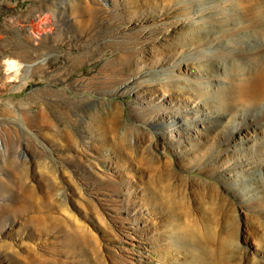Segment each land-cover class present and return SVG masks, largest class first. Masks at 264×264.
Wrapping results in <instances>:
<instances>
[{"label":"rangeland","instance_id":"374dc122","mask_svg":"<svg viewBox=\"0 0 264 264\" xmlns=\"http://www.w3.org/2000/svg\"><path fill=\"white\" fill-rule=\"evenodd\" d=\"M228 3L0 0V264H264V35Z\"/></svg>","mask_w":264,"mask_h":264},{"label":"bare ground","instance_id":"6f19581e","mask_svg":"<svg viewBox=\"0 0 264 264\" xmlns=\"http://www.w3.org/2000/svg\"><path fill=\"white\" fill-rule=\"evenodd\" d=\"M224 1L226 4H229L228 2L231 3V5H229V6L232 8V12H231L232 17L230 16V18L235 20L237 23L253 24L252 21L254 22V19L257 20V22H259V25L261 28H259L258 31H255V29L253 30V27H252V29L246 30L247 32H249V34H250L249 36L256 37L257 35H260V34L264 35V33L262 31V28L264 27V14H261V12H264V6H262V4H261V6L258 5L259 3H262V2L264 3V0H224ZM257 6H259L260 8L257 9ZM254 10L255 11L257 10V13L255 12V14L254 13L252 14L251 11L254 12ZM7 62H8V66H10V68H8V69H10L13 72L20 70L22 68V66H20L21 65L20 63H16L17 62L16 60L14 61L12 59L11 60L9 59ZM15 66H17L18 68H14ZM261 80L262 81L259 80L260 83H263L264 78H261ZM259 89H261V87H259ZM252 95L257 96L259 94H257L256 92H253ZM248 121H249L248 116H242L238 123L235 122L236 125L233 127V130H235L234 132L240 131L241 130L240 128L242 126H245V123H247ZM250 125H252V124H250Z\"/></svg>","mask_w":264,"mask_h":264}]
</instances>
